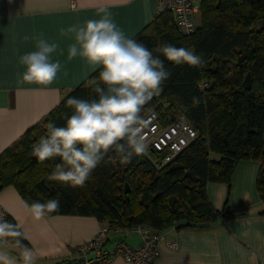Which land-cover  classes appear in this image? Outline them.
<instances>
[{
  "label": "trees",
  "instance_id": "1",
  "mask_svg": "<svg viewBox=\"0 0 264 264\" xmlns=\"http://www.w3.org/2000/svg\"><path fill=\"white\" fill-rule=\"evenodd\" d=\"M131 37L149 48L162 42L192 45L203 57L194 67L165 61L170 76L143 111L154 109L160 120L171 111L182 113L196 136L165 163L164 152L148 146L146 154L127 163L109 154L81 187L49 180L55 161L37 160L31 145L46 134L48 120L60 124L70 113L68 96H92L85 81L96 68L0 152V190L11 185L29 202L56 197L60 208L52 214L93 215L110 227L146 224L160 233L183 218L218 219L223 211L210 204L207 182H229L238 160L254 158L259 161L255 186L264 202V0H201L199 23L189 34L180 31L171 11H156ZM247 71L250 88L242 86ZM76 255L61 262L81 258Z\"/></svg>",
  "mask_w": 264,
  "mask_h": 264
},
{
  "label": "crops",
  "instance_id": "2",
  "mask_svg": "<svg viewBox=\"0 0 264 264\" xmlns=\"http://www.w3.org/2000/svg\"><path fill=\"white\" fill-rule=\"evenodd\" d=\"M101 7L112 13L129 37L157 11L155 0H0V152L97 68L79 56L67 58L74 34L60 30L83 24ZM33 33H42L58 44L53 59H59L62 68L47 86L18 82L19 57L34 48ZM24 35L29 39L23 40ZM258 169L257 159H240L229 182H207L210 204L223 211L222 215L204 227L174 224L161 230L159 255L153 264H264V202L255 186ZM21 199L11 185L0 190V205L21 226L27 244L37 253L36 264H59L76 257V247L107 225L93 215L80 214L57 213L34 220ZM120 239L132 247L141 240L131 226H108L103 248L110 249ZM167 241H175L176 246L169 247ZM110 264L133 263L117 255Z\"/></svg>",
  "mask_w": 264,
  "mask_h": 264
},
{
  "label": "clouds",
  "instance_id": "3",
  "mask_svg": "<svg viewBox=\"0 0 264 264\" xmlns=\"http://www.w3.org/2000/svg\"><path fill=\"white\" fill-rule=\"evenodd\" d=\"M60 31L74 34L67 49L68 59L79 56L98 68L85 81L92 96L87 99L68 96L64 103L70 113L60 124L53 120L46 122V134L32 143L30 154L41 162L55 161L48 173L49 180L66 187H81L109 154L127 163L147 153L144 130L149 118L143 111L160 94L170 76L165 61L188 67L199 66L204 61L192 45L162 42L149 48L126 35L104 7L98 8L96 15L83 24ZM22 39L28 40L29 36ZM31 39L34 48L19 57L22 71L18 82L47 86L57 79L62 68L61 61L53 59L58 44L42 33H33ZM193 101L198 99L193 97ZM155 116L153 111L151 117ZM21 204L34 220L60 208L56 197L32 202L21 199ZM25 239L21 226L9 222L0 213V244L6 245L0 247V264H36L37 253L24 243Z\"/></svg>",
  "mask_w": 264,
  "mask_h": 264
},
{
  "label": "built area",
  "instance_id": "4",
  "mask_svg": "<svg viewBox=\"0 0 264 264\" xmlns=\"http://www.w3.org/2000/svg\"><path fill=\"white\" fill-rule=\"evenodd\" d=\"M201 0H155L158 12L169 10L173 13L175 23L182 33H192L195 29V13L199 10ZM205 83H200L203 87ZM156 116L151 117L152 112ZM149 118V123L144 130L145 140L152 149L164 152L161 163L173 158L195 136L196 131L185 119L182 113L169 112L160 120L159 113L154 109H147L143 113ZM163 121V123H162ZM0 213L8 220L9 215L0 205ZM133 229L140 236V243L132 247L124 240H117L110 249L103 248V242L108 230L107 225L98 228L94 236L76 247V252L81 253V258L60 264H110L113 257L119 255L125 261L133 264H153L159 255L158 242L160 233L146 224H136ZM169 247H175V241H167ZM89 252H94V257L86 258Z\"/></svg>",
  "mask_w": 264,
  "mask_h": 264
},
{
  "label": "water",
  "instance_id": "5",
  "mask_svg": "<svg viewBox=\"0 0 264 264\" xmlns=\"http://www.w3.org/2000/svg\"><path fill=\"white\" fill-rule=\"evenodd\" d=\"M250 84H251V80H250V74L247 71L246 74L243 77L242 80V86L245 88H250ZM125 185V191L128 190V186L126 183H124ZM209 224V221H192V220H188V219H179L175 222V226L176 227H183V226H196V227H204L207 226ZM94 257V252H89L86 255V258L91 259Z\"/></svg>",
  "mask_w": 264,
  "mask_h": 264
},
{
  "label": "rangeland",
  "instance_id": "6",
  "mask_svg": "<svg viewBox=\"0 0 264 264\" xmlns=\"http://www.w3.org/2000/svg\"><path fill=\"white\" fill-rule=\"evenodd\" d=\"M195 24H198L199 23V10L195 13Z\"/></svg>",
  "mask_w": 264,
  "mask_h": 264
}]
</instances>
